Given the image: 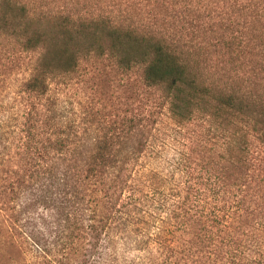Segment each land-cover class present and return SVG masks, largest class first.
I'll return each mask as SVG.
<instances>
[{"label":"trees","instance_id":"16d2710c","mask_svg":"<svg viewBox=\"0 0 264 264\" xmlns=\"http://www.w3.org/2000/svg\"><path fill=\"white\" fill-rule=\"evenodd\" d=\"M0 4L43 113L0 156V195L102 194L88 228L141 225L154 264H264V0ZM86 73L123 81V117L53 115V83Z\"/></svg>","mask_w":264,"mask_h":264},{"label":"rangeland","instance_id":"374dc122","mask_svg":"<svg viewBox=\"0 0 264 264\" xmlns=\"http://www.w3.org/2000/svg\"><path fill=\"white\" fill-rule=\"evenodd\" d=\"M14 25L13 19L0 21V156L18 160L27 122L37 124L43 113L42 102L23 88L34 56L13 38ZM51 89L53 115L58 117L61 110L73 119L99 113L109 122L127 109L123 81L111 76L86 73L62 86L53 83ZM47 196L57 202H26L38 198L30 193L16 201L14 194L0 195L7 201L0 205V224L8 220L13 233L7 238L0 234V264H154L153 253L143 246L141 225L127 227L119 221L101 223L96 231L88 228L94 214L109 213V205L94 201L102 194ZM75 216L84 223L76 225ZM69 252L73 257L68 258Z\"/></svg>","mask_w":264,"mask_h":264}]
</instances>
